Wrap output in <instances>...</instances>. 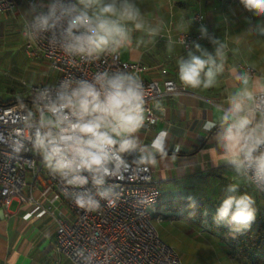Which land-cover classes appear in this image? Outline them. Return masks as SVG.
I'll return each mask as SVG.
<instances>
[{"label": "clouds", "instance_id": "clouds-1", "mask_svg": "<svg viewBox=\"0 0 264 264\" xmlns=\"http://www.w3.org/2000/svg\"><path fill=\"white\" fill-rule=\"evenodd\" d=\"M241 4L253 15L264 16V0H241ZM27 14L28 39L48 34L50 43L66 57L87 64L105 53L130 49L133 32L149 38L158 33L146 22L136 0H30ZM181 28L187 30L186 25ZM254 28L264 35V24ZM252 30L250 26L248 31ZM201 34L203 38L207 30L202 28ZM212 43L219 44L215 56L194 43L200 55L188 51L186 58L176 61L177 78L184 88L207 90L217 85L224 71L225 45L214 39ZM234 79L239 86L227 96L226 106L218 107L214 146L204 154L214 165L229 166L234 176L215 220L246 228L256 217L255 200L237 192L241 183L264 191V86H257L247 73H237ZM31 102L25 121L27 145L61 183L65 197L86 211L98 212L102 201L115 206L116 193L109 180L128 169L130 158L147 165L165 151L159 138L151 145L139 139L147 120L146 96L144 83L134 72L102 70L87 79L65 78L52 88L34 89ZM77 255L90 261L94 254ZM17 259L13 253L8 264H16Z\"/></svg>", "mask_w": 264, "mask_h": 264}, {"label": "crops", "instance_id": "crops-1", "mask_svg": "<svg viewBox=\"0 0 264 264\" xmlns=\"http://www.w3.org/2000/svg\"><path fill=\"white\" fill-rule=\"evenodd\" d=\"M136 3L146 22L158 28V33L149 38L142 32L136 42L133 40L129 57H121L142 61L149 69L147 76L170 77L181 85L176 61L182 56L186 58L188 51L200 53L194 46L184 49L177 38L181 32L198 30L191 19L197 8L203 10L207 23V34L198 43L201 48L215 56L219 44L212 40L225 45L224 71L218 75L217 85L207 90L185 88L183 92L154 100L159 120L138 133L143 145H151L159 138L165 146V151L158 152L149 164L161 191L155 207V214L161 216L159 225L168 226L184 242L180 241V245L189 255L182 256L183 264H249L236 253V245L195 222L197 216L187 209L185 201H201L211 207L221 204L226 187L234 179L229 166L214 165L204 152L214 146L212 136L219 119L218 107L226 106L227 96L237 90L239 85L234 76L243 74L241 65L256 70L249 76L257 86L264 82V35L254 28L264 24V16L248 12L241 0H136ZM29 4V0H17L15 9L0 11V55H26L23 32L25 22L30 20ZM181 25H186L187 30H182ZM217 63H221L219 58ZM159 66L168 73H159ZM32 194L42 206L52 205L62 215L69 214L65 203L49 202L36 188ZM237 194H241L240 186ZM158 233L173 244L170 237L166 240L164 231ZM54 242V219L38 204L11 200L6 207L0 205V264H8L13 253L18 254L16 264H72L57 253Z\"/></svg>", "mask_w": 264, "mask_h": 264}, {"label": "built area", "instance_id": "built-area-1", "mask_svg": "<svg viewBox=\"0 0 264 264\" xmlns=\"http://www.w3.org/2000/svg\"><path fill=\"white\" fill-rule=\"evenodd\" d=\"M30 2V0H29ZM17 0H0V11L15 9ZM197 31H184L178 34V42L186 50L202 40L201 29H206L203 10L197 8L192 16ZM24 25L23 49L26 55L44 59L55 72L54 82H41L28 87L24 97H15L7 102L0 100V205L8 206L11 200L20 203L34 202L43 208L55 223V250L72 264H183L173 246L163 240L157 230L156 221L161 219L155 214L160 199V188L153 180L151 168L137 165L129 160L128 169L112 177L109 183L116 197L115 206L102 201L98 212L78 208L65 197L63 186L43 166L40 157L35 155L26 143L28 132L25 121L32 108L33 90L54 87L60 80L75 77L87 79L97 71H131L140 76L145 87L147 120L142 128L148 130L159 120L153 101L185 88L170 77L157 79L147 76L149 69L140 60H125L118 53H105L93 64H87L66 57L60 49L50 43L48 34L37 39H28ZM243 74L253 75L256 70L241 65ZM158 72L168 73L159 66ZM24 84V83H23ZM20 100L15 101V99ZM24 147H21V144ZM252 187L257 190L253 185ZM39 189L43 198L49 202L59 201L66 204L69 214L62 215L48 205L42 206L33 196L32 190ZM264 194V191L257 190ZM93 253L90 261L78 256Z\"/></svg>", "mask_w": 264, "mask_h": 264}, {"label": "rangeland", "instance_id": "rangeland-1", "mask_svg": "<svg viewBox=\"0 0 264 264\" xmlns=\"http://www.w3.org/2000/svg\"><path fill=\"white\" fill-rule=\"evenodd\" d=\"M194 12L191 15V19ZM141 33L133 32L132 36L135 42ZM129 51V48L120 50L122 57L128 58ZM54 74L55 72L52 68L48 67L44 59L29 55H0V100L7 102L18 96L24 97L29 86L41 82L53 83ZM239 186L241 194L248 193L254 199L261 197L259 202H255V206L260 207V209L264 208V194L259 193L250 184L241 183ZM156 227L157 230L165 232L166 240L169 237L173 239V244L170 243V245L175 248L181 259L182 256L189 255L188 252L183 251V245H180L181 239L176 237L173 232H170L168 226L166 227L164 224L159 225L158 220L156 221ZM181 242L184 243L183 241Z\"/></svg>", "mask_w": 264, "mask_h": 264}, {"label": "trees", "instance_id": "trees-1", "mask_svg": "<svg viewBox=\"0 0 264 264\" xmlns=\"http://www.w3.org/2000/svg\"><path fill=\"white\" fill-rule=\"evenodd\" d=\"M20 98L15 99V101ZM130 160H132L130 158ZM133 161V160H132ZM261 197L255 198L259 202ZM187 209L192 211L197 217L196 221L200 225L215 230L222 238L229 240L237 246V254L243 257L249 264H264V208L256 207L255 220L246 228L237 225H229L227 221L217 222L215 217L220 204L206 206L201 201H185ZM214 202V201H213ZM215 203V202H214Z\"/></svg>", "mask_w": 264, "mask_h": 264}, {"label": "snow or ice", "instance_id": "snow-or-ice-1", "mask_svg": "<svg viewBox=\"0 0 264 264\" xmlns=\"http://www.w3.org/2000/svg\"><path fill=\"white\" fill-rule=\"evenodd\" d=\"M260 86H264V82H262Z\"/></svg>", "mask_w": 264, "mask_h": 264}]
</instances>
